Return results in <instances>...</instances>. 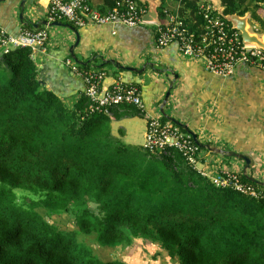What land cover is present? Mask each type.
Here are the masks:
<instances>
[{"label": "trees", "instance_id": "16d2710c", "mask_svg": "<svg viewBox=\"0 0 264 264\" xmlns=\"http://www.w3.org/2000/svg\"><path fill=\"white\" fill-rule=\"evenodd\" d=\"M105 1L111 9L118 0ZM220 1L226 15L252 13L264 30V0ZM162 2L160 11L177 6L188 25L203 22L202 0ZM32 54L0 45V264H125L103 260L93 245L138 239L173 264H264V187L232 172H221L229 185L217 186L176 149L126 145L85 92L65 99L44 87ZM62 215L73 216L75 232L50 222Z\"/></svg>", "mask_w": 264, "mask_h": 264}, {"label": "crops", "instance_id": "0c3cea01", "mask_svg": "<svg viewBox=\"0 0 264 264\" xmlns=\"http://www.w3.org/2000/svg\"><path fill=\"white\" fill-rule=\"evenodd\" d=\"M21 2L0 1V33L18 36L29 28L28 23L33 24L34 29L46 30L49 38L45 50H33L32 54L39 69L40 83L65 99L84 93L83 78L73 74L65 65V60L71 57L70 47L76 42L74 32L65 27L44 25L46 21L53 23L49 21L51 0H27L24 18L20 16ZM202 2L220 3L219 0ZM91 3L99 10L110 9L105 0H91ZM144 5L148 11V5ZM167 9L175 11L178 7ZM162 11L159 13L161 18ZM260 15L264 16L263 9ZM77 30L81 39L75 49L76 56L81 62L90 61L87 65L93 69H102L106 73L105 85L121 81L139 87L144 108L125 105L119 109V114L112 116V130L116 126L114 122L121 123L118 133L120 129L124 131V141L132 131L133 120L137 116L148 121L151 117L160 119L163 116L161 107L170 85H173L165 107L167 117L163 116L167 124L180 127L170 120L175 119L197 135L202 144L249 157L251 167L248 175L264 182L263 68L245 64L238 66L232 75L215 74L207 69L203 58L182 56L177 43L159 48L152 24L134 28L89 24L77 27ZM128 67L145 70L130 72L125 69ZM199 158L200 170L214 177L226 171L244 174L246 168L242 159L203 148L199 150Z\"/></svg>", "mask_w": 264, "mask_h": 264}, {"label": "built area", "instance_id": "2783aa9c", "mask_svg": "<svg viewBox=\"0 0 264 264\" xmlns=\"http://www.w3.org/2000/svg\"><path fill=\"white\" fill-rule=\"evenodd\" d=\"M146 13L147 10L137 0H118L116 5L107 12L93 8L90 0L68 2L51 0L49 21H67L78 28L89 24L123 25L134 28L146 25L143 21ZM198 16L203 18V22L198 23L193 17L192 24L188 25L177 10L164 9L162 18L159 16L154 24L157 46L164 48L177 43L182 56L203 58L207 69L221 76L232 75L238 66L245 64L264 69V50L255 46H246L241 33L230 27L227 20L214 10L213 4L201 2ZM48 38L49 34L46 30H29L18 36L1 32L0 45L5 53L17 48L45 50ZM65 65L73 74L83 78L84 92L96 105L97 111L108 114L112 118V111L122 105L144 108L141 93L136 86L121 81L111 86L105 85V72L90 70L83 74L70 57L65 60ZM191 137L180 127L168 124L163 126L160 119L151 117L147 125L144 147L150 151L176 149L185 156L192 169H197L203 176L210 177L217 186H228V179L222 178V182H217L214 176H209L200 170L198 157L200 148L191 140ZM235 186L244 194L260 196L256 189L246 188L238 182Z\"/></svg>", "mask_w": 264, "mask_h": 264}, {"label": "water", "instance_id": "95a60500", "mask_svg": "<svg viewBox=\"0 0 264 264\" xmlns=\"http://www.w3.org/2000/svg\"><path fill=\"white\" fill-rule=\"evenodd\" d=\"M3 1V0H0ZM27 0H22L20 7L22 8V12L20 14L21 18H24V8H25V4H26ZM220 1V0H219ZM141 3L143 4H147L148 5V11L147 13L144 15L143 17V21L146 25H154L156 24L158 18H159V13H160V8L162 7V0H140ZM213 6H214V10L216 12L219 13V15L223 16L233 27V29L239 31L241 33L242 39H243V43L246 46H255L258 47L262 50H264V33L261 35L258 30L261 27V23L258 22L256 19H254L252 13H247L244 16H240L237 14L234 15H226L225 14V8L222 6L221 1L220 3H215L213 2ZM251 22V23H250ZM44 25H48V26H59V27H65V28H69L72 32H74V34L76 35V42L74 45H72L70 47V54L71 57L73 58V60L78 63L79 65H87L90 63H84L81 62L78 57L75 54V49L78 47L79 43H80V39H81V35L80 32L73 27L72 25L68 24V23H62V22H53L48 24V22H44ZM126 71H130V72H138L141 73L145 70V68H143L142 70H138L135 68H125ZM173 89V85H170L169 90L166 93V96L164 98V102H163V106L161 107V113L163 116H166L165 113V107L170 99L171 96V91ZM171 121H173L175 124H177L178 126H180L183 130H185L188 134H190L192 136V138L194 139V141L196 142V144L203 149H207L210 152H215V153H220V154H226L228 156H233L239 159H242L243 161H245L246 163V168L244 171V175L253 183L264 187V182L256 180L254 177L248 175V170L251 167V159L243 154H239L236 152H224L222 150H219L215 147H212L211 145H205L202 144L199 140L197 135H195L193 132H191L189 130V128L184 125L181 124L180 122L176 121L175 119L170 118Z\"/></svg>", "mask_w": 264, "mask_h": 264}, {"label": "rangeland", "instance_id": "374dc122", "mask_svg": "<svg viewBox=\"0 0 264 264\" xmlns=\"http://www.w3.org/2000/svg\"><path fill=\"white\" fill-rule=\"evenodd\" d=\"M261 30L262 29L259 28L258 31L261 32ZM263 33L264 31L260 34L262 35ZM147 121L148 120L145 117L137 116L133 120L132 131L129 132L130 134L125 141L123 140L125 138V134L118 133L121 123L114 122L116 126H114V130H112L113 135L122 140L126 145L129 144V146H138L140 149H145L144 144L147 135ZM223 174H227V176L232 175L231 172L228 171L223 172ZM214 178L217 182L223 181V177L220 174ZM50 222H55L62 230L71 233L77 230V223L73 216L62 215L58 219H51ZM86 241L93 244V241L89 238H87ZM93 246L94 248L96 247V253L99 254L103 260L115 258L125 264H173L168 259V256L159 252V247L156 244L142 239L124 242V244L117 245L114 248L97 247L96 245Z\"/></svg>", "mask_w": 264, "mask_h": 264}]
</instances>
